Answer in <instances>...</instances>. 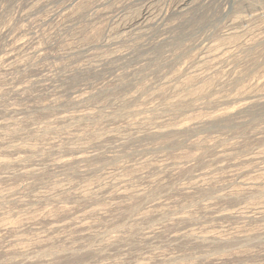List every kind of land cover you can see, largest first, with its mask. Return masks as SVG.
I'll return each instance as SVG.
<instances>
[{
    "label": "rangeland",
    "instance_id": "obj_1",
    "mask_svg": "<svg viewBox=\"0 0 264 264\" xmlns=\"http://www.w3.org/2000/svg\"><path fill=\"white\" fill-rule=\"evenodd\" d=\"M0 264H264V0H0Z\"/></svg>",
    "mask_w": 264,
    "mask_h": 264
}]
</instances>
